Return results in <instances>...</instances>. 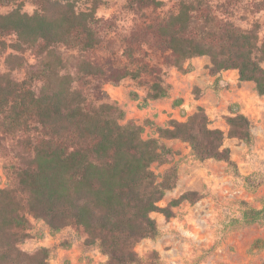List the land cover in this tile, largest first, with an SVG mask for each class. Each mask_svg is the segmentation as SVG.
<instances>
[{"label":"trees","instance_id":"obj_1","mask_svg":"<svg viewBox=\"0 0 264 264\" xmlns=\"http://www.w3.org/2000/svg\"><path fill=\"white\" fill-rule=\"evenodd\" d=\"M79 1L90 3L91 8L79 10ZM35 2L33 14L23 11L22 5L0 13V36L17 38L10 45L0 41V55L8 47L18 52L32 49L42 64L40 70L28 69L29 78L20 82L0 75V130L37 134L35 141L28 143L33 157L14 171L15 186L0 188V264H50V249L30 255L20 248L29 237L31 218L44 221L55 233L67 228L80 231L86 245L97 247L107 257V264H140L136 246L161 235L152 214L171 219L173 209L183 202L195 204L202 199L199 192L189 191L165 207L159 205L166 193L176 188L178 179L176 166L163 175L153 170L155 164L170 163L176 155L164 141L189 144L202 162L212 159L236 166L225 146L226 134L212 128L205 109L199 108L186 122L172 120L157 129V138L145 139L144 127L133 121L123 123L126 114L117 104L89 103L82 89L73 88V77L58 78L57 69L64 62L57 48L93 51L100 47L103 38L97 29V12L106 0ZM163 6L162 0H128L127 5L141 11ZM261 28L256 23L250 29H240L231 22L218 21L204 1L179 0L176 13L130 36L126 54L135 62V47L151 45L168 53L169 64L182 71L188 61L207 56L213 75L237 70L241 82L254 83L257 93L264 96ZM18 64L23 66V61ZM159 73L149 63L135 70L111 63L105 69L84 60L78 65V82L85 85L94 78H107L119 84L127 78L139 80L143 74L156 75L145 99L147 106L170 95V87ZM35 80L46 81L39 93L33 88ZM227 123L229 137L253 143L252 123L246 115L236 113ZM246 181L251 182V176ZM242 222L264 225V205L246 209Z\"/></svg>","mask_w":264,"mask_h":264},{"label":"rangeland","instance_id":"obj_2","mask_svg":"<svg viewBox=\"0 0 264 264\" xmlns=\"http://www.w3.org/2000/svg\"><path fill=\"white\" fill-rule=\"evenodd\" d=\"M36 0H6L0 4V13L7 14L19 5L23 11L33 14ZM158 10H130L128 0H106L97 17L103 43L93 51L58 47L64 65L57 69L58 78L73 77V88L82 89L89 103L117 104L126 114L127 121L144 127L143 137L157 138L159 127L172 120L186 122L199 108H203L212 128L226 134L225 146L231 150L236 166L216 160H198L189 144L180 140L164 141L176 155L170 163L155 164L153 170L163 175L168 169L178 168L176 188L168 191L159 203L169 205L189 191L199 192L202 199L192 204L183 202L174 208L175 216L167 219L163 214L153 213L161 235L156 240L146 239L136 246L140 264H263L264 225H245L243 213L248 208L260 209L264 205V96L257 93L251 82H241L237 70L218 75L211 73V59L207 56L185 63L182 71L167 61L165 54L151 45L136 46V61L126 54L130 36L176 13L179 0H162ZM208 4L218 21L231 22L246 30L261 24L264 39V0H191ZM90 3L78 2V9L87 11ZM16 36L1 37L9 45L16 43ZM10 57L23 61V66ZM101 64L108 69L113 63L117 68L135 70L142 63H149L160 70L159 75L170 87L168 98L150 102L145 99L156 75L143 74L139 80L124 79L115 84L107 78H94L85 85L78 82V65L84 61ZM264 66V65H263ZM42 68L34 50L18 52L12 47L0 55V75H8L16 81L28 79V69ZM58 78L54 80L59 85ZM46 81L35 80L33 88L41 92ZM182 105H179V102ZM152 110L150 112L149 110ZM162 109L163 118L155 110ZM236 113L246 115L252 123V144L229 137L227 118ZM2 117H0V123ZM36 132L6 134L0 130V188L15 186L16 167H23L33 157L28 143L35 141ZM251 176V182L246 178ZM250 185H259L250 188ZM29 237L20 245L27 254H35L43 248L51 251L50 264H74L68 258L72 244L86 247V237L78 230L67 228L55 233L41 220L31 218ZM91 261L86 264H107V257L93 247ZM82 264V261L80 263Z\"/></svg>","mask_w":264,"mask_h":264},{"label":"crops","instance_id":"obj_3","mask_svg":"<svg viewBox=\"0 0 264 264\" xmlns=\"http://www.w3.org/2000/svg\"><path fill=\"white\" fill-rule=\"evenodd\" d=\"M149 111L152 112L151 109ZM154 112L159 113L160 118H163L165 116L162 112V109L155 110ZM93 247H95V246L82 247V246L77 245V244H72L71 250L68 251V253H69L68 258L74 264H78V263H80V261H82V264H86L87 261H91L90 256H92V254H93V250H92ZM101 255H102V253H101Z\"/></svg>","mask_w":264,"mask_h":264},{"label":"built area","instance_id":"obj_4","mask_svg":"<svg viewBox=\"0 0 264 264\" xmlns=\"http://www.w3.org/2000/svg\"><path fill=\"white\" fill-rule=\"evenodd\" d=\"M5 188V187H4Z\"/></svg>","mask_w":264,"mask_h":264}]
</instances>
